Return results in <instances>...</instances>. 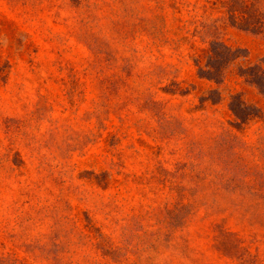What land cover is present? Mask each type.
Masks as SVG:
<instances>
[{"label": "rangeland", "instance_id": "374dc122", "mask_svg": "<svg viewBox=\"0 0 264 264\" xmlns=\"http://www.w3.org/2000/svg\"><path fill=\"white\" fill-rule=\"evenodd\" d=\"M216 1L0 0V264L264 259V35Z\"/></svg>", "mask_w": 264, "mask_h": 264}, {"label": "trees", "instance_id": "16d2710c", "mask_svg": "<svg viewBox=\"0 0 264 264\" xmlns=\"http://www.w3.org/2000/svg\"><path fill=\"white\" fill-rule=\"evenodd\" d=\"M218 8L223 12V17L214 21L212 26L218 31V25L220 23H229L230 25H241L240 27L252 31L258 34L264 35V0H217ZM214 33L215 40H218L217 33ZM217 43V42H216ZM216 53V52H215ZM217 55V53H216ZM219 55V54H218ZM248 76L250 81L256 85L264 93V67L257 66L248 70L244 74ZM232 109L238 117L242 120V124L245 123V119H242L239 115V111L232 105ZM249 114L248 116H251ZM232 134L226 131L222 137L218 140V147L221 146L224 149L222 157L224 158L225 166L231 168V161L228 159L227 148L231 147L236 140H230ZM262 152L264 155V136H262ZM264 208V207H263ZM176 223H171V227H175ZM216 241L218 250L228 259L235 262V264H264V259H261L258 254H254L250 247L246 246L245 241L242 240L237 234L226 230L223 226L216 227Z\"/></svg>", "mask_w": 264, "mask_h": 264}]
</instances>
